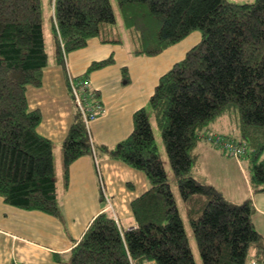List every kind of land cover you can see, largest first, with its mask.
Wrapping results in <instances>:
<instances>
[{"label":"trees","instance_id":"16d2710c","mask_svg":"<svg viewBox=\"0 0 264 264\" xmlns=\"http://www.w3.org/2000/svg\"><path fill=\"white\" fill-rule=\"evenodd\" d=\"M52 2L55 57L64 68L68 53L90 38L115 42L110 27L119 17L135 55L155 56L193 31L201 33L200 42L160 77L148 108L135 112L130 135L101 147L149 181V189L131 205L135 226L122 228L104 210L72 248L69 264H196L150 110L181 197L202 199L198 215L190 219L203 264H264V236L254 224L252 200L230 203L192 173L202 134L234 114L240 137L225 136L248 145L244 159L252 162L251 182L264 191V0H117L118 12L112 0ZM48 62L42 0H0V195L13 206L59 215L54 142L38 131L42 111L31 109L27 97L28 86L43 84ZM113 62V57L94 61L79 77ZM69 77L75 111L62 143L66 183L71 164L94 154ZM87 92L99 98L97 90Z\"/></svg>","mask_w":264,"mask_h":264},{"label":"crops","instance_id":"0c3cea01","mask_svg":"<svg viewBox=\"0 0 264 264\" xmlns=\"http://www.w3.org/2000/svg\"><path fill=\"white\" fill-rule=\"evenodd\" d=\"M120 22L125 30L124 38L118 31L113 33ZM110 28V39H116L115 42L106 41L105 36L90 38L85 47L68 53L65 68L56 62L54 50L49 54L43 84L28 86L30 108L42 111L38 131L54 142V154L58 156L55 165L60 214L19 208L6 203L0 195V264H69L72 248L104 210L111 211L122 228L135 226L131 205L149 189V181L142 171L111 158L101 147L114 146L130 135L135 112L148 108L160 77L200 42L201 33L197 35L194 31L160 54L147 56L133 53L134 41L120 17ZM109 57H113V63L89 74L90 89L97 90L106 105L105 113L91 123L94 154L81 156L71 164L66 183L62 143L75 111L67 75H84L94 61ZM226 120L213 123L210 130L232 135L230 131H223L231 128ZM199 146L200 159L194 175L217 188L230 203L240 204L251 199L256 208L254 224L264 236L258 228H264L261 217L264 191H256L243 171L238 179L223 173L218 184L213 164L229 158L207 142Z\"/></svg>","mask_w":264,"mask_h":264},{"label":"rangeland","instance_id":"374dc122","mask_svg":"<svg viewBox=\"0 0 264 264\" xmlns=\"http://www.w3.org/2000/svg\"><path fill=\"white\" fill-rule=\"evenodd\" d=\"M230 1L237 2V3H251V2H254L255 0H230ZM51 2H52V0H42V17H43L45 39H46V47L48 50V54H50V55H52V53L55 50V39H54V32H53L52 3ZM112 3L114 5V9L116 10V12H118L117 0H112ZM116 31H118L123 36V38L125 37V34H124L125 30H124V27H123L121 22H120V24L116 25L113 33ZM195 33L197 35H199L200 31L196 30ZM149 115H150V119L152 122L153 131H154V135H155L156 144L158 146L159 154H160V157L164 163V166H165V169H166V172L168 175V179H169V182L171 184L172 191H173L174 196H175L176 201H177V206H178L179 212H180L181 217L184 221V225H185V228H186V231L188 234L190 246H191L196 264H203V261H202L197 243H196V239L194 237L193 228L191 226V219H190L192 217L191 215H198L196 213V210L198 208H200V205L202 203V199L201 198H194L195 197L194 196L190 200H184L181 197L180 192H179V188H178L177 179L174 175L173 169H172L171 164H170L169 157H168L167 152H166L165 145L163 143L161 130L157 127L151 110L149 112ZM223 118L227 119L226 121H228V123L231 124L230 130L225 129L223 131H230L232 136L239 138L240 137L239 131L234 125V121H235L234 114L219 118L218 121L220 119H223ZM202 143H206V142L204 140H202V142L200 144H202ZM200 146H199V149H200ZM211 146L220 150L223 153L225 158H229L228 160L225 159V160L216 161L213 164L214 165L213 172L216 175V180H218V182H219L218 184H221L220 178H221L223 173H228V175L230 176L229 178L233 177V179H238V178L242 177V174L244 172V173H246L247 176H249L250 179L252 178V173H253L252 162L249 159L243 160L241 158H238V157L229 155L226 152H223V150H221L220 148H218L216 146H213V145H211ZM54 153H55V151H54ZM54 155H55L54 161L56 162V158L58 156H57V154H54ZM62 156H63V153H62ZM237 161L240 162V165L243 162L242 165L240 166ZM209 162H210V160H209ZM55 168H56V173H58V169H57L56 165H55ZM195 169L196 168L193 167L192 173L195 172V174H196ZM198 179L200 181H203L200 178H198ZM260 185L261 184H258V186H256V189H259ZM197 196L206 197L205 195H197ZM240 204H242V203H240ZM191 213H194V214H191ZM256 216H257V214H256ZM261 217H262L263 222H264V215L261 214ZM257 223H258V220H257ZM258 228H260L262 230V233L264 234V228L263 227H258Z\"/></svg>","mask_w":264,"mask_h":264},{"label":"built area","instance_id":"2783aa9c","mask_svg":"<svg viewBox=\"0 0 264 264\" xmlns=\"http://www.w3.org/2000/svg\"><path fill=\"white\" fill-rule=\"evenodd\" d=\"M69 79L76 102L80 107L89 130H91V123L105 113L106 105L100 98H94L92 93L87 92L90 83L89 77L83 78L70 75ZM202 139L229 155L241 159H244L248 155V145L238 138L225 136L218 132H206L202 134ZM116 220L118 222V219Z\"/></svg>","mask_w":264,"mask_h":264}]
</instances>
